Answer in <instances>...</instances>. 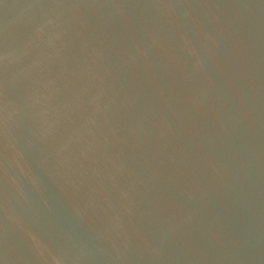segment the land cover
I'll use <instances>...</instances> for the list:
<instances>
[{"label":"water","instance_id":"water-1","mask_svg":"<svg viewBox=\"0 0 264 264\" xmlns=\"http://www.w3.org/2000/svg\"><path fill=\"white\" fill-rule=\"evenodd\" d=\"M0 264H264V0H0Z\"/></svg>","mask_w":264,"mask_h":264}]
</instances>
